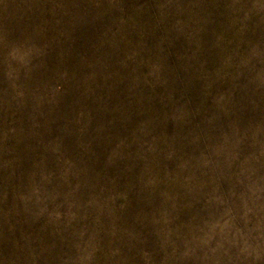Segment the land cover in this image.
<instances>
[{
  "label": "rangeland",
  "instance_id": "rangeland-1",
  "mask_svg": "<svg viewBox=\"0 0 264 264\" xmlns=\"http://www.w3.org/2000/svg\"><path fill=\"white\" fill-rule=\"evenodd\" d=\"M0 264H264V0H0Z\"/></svg>",
  "mask_w": 264,
  "mask_h": 264
}]
</instances>
